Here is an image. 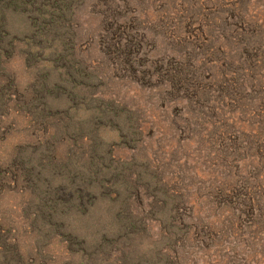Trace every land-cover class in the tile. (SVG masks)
I'll use <instances>...</instances> for the list:
<instances>
[{
  "label": "rangeland",
  "instance_id": "1",
  "mask_svg": "<svg viewBox=\"0 0 264 264\" xmlns=\"http://www.w3.org/2000/svg\"><path fill=\"white\" fill-rule=\"evenodd\" d=\"M62 2L44 56L73 48L52 79L78 107L56 147L24 115L0 120V264H264V0ZM34 64L8 66L21 94ZM40 156L64 164L46 161L42 200L104 167L85 215L49 219L13 185Z\"/></svg>",
  "mask_w": 264,
  "mask_h": 264
},
{
  "label": "trees",
  "instance_id": "2",
  "mask_svg": "<svg viewBox=\"0 0 264 264\" xmlns=\"http://www.w3.org/2000/svg\"><path fill=\"white\" fill-rule=\"evenodd\" d=\"M65 13L66 7L63 6L62 0H0V120H4L10 114L20 117L24 115L31 120L33 127L37 126V128H41L45 135H49L50 142L47 145L51 147H56L57 143L60 142L54 132L58 131L57 128L54 129L57 117L65 119L71 109L74 110L76 106L78 107L75 101L78 98L75 89L69 90L58 86V81L52 79L57 64L63 62V64L68 65L77 61L72 56V53H74L73 48L64 49L66 44L61 43L60 50L56 47V51L51 56L53 60L49 59L48 61L44 56L46 46L51 42L49 34L53 32L52 26H57L59 22L64 21ZM20 45L22 49L17 48ZM39 47L40 49L35 50ZM17 55L21 56L28 66L35 65L34 63L39 64L36 69L34 83L30 88V95L26 92L21 94L16 90L15 85H13V77L8 70L10 62ZM47 64H49V67H47ZM43 65L45 67H42ZM65 69L69 71L70 67ZM68 76L71 77L67 74ZM75 83L73 81V85ZM61 95H65L70 103H74L72 107L69 105V109H58L57 106L59 105L57 104L58 100L62 99ZM62 122V120L58 121L60 124ZM62 128H68L67 123ZM74 139L76 141V137ZM95 146H97L96 143ZM51 147H48V149L56 152ZM40 157L43 159L42 163L38 162L40 170H38V166L36 168L33 165H25L20 171L14 173L15 175L11 179L13 185L18 187L21 183L23 191L28 189L33 199L42 204L44 212H48L49 219L54 216L53 213H60L63 217L72 211L79 213L81 216L85 215L87 207L84 205V201L92 204L95 197L84 192L81 186L103 185L104 180L101 170L104 167L97 166L98 169L100 168L95 171L97 178L95 175H88V178L79 176V181L75 185L71 183L72 187L62 185L53 190H47L42 200V197L38 195V190L42 188L41 185L52 187L51 182L48 183L41 177L42 171L50 169L47 168L46 161L52 167L51 169L55 168L56 171H60L64 164H61L56 156L52 160L49 159V156L48 159L45 156ZM37 160L39 161V158ZM71 188L74 192H71ZM47 189L49 188L47 187Z\"/></svg>",
  "mask_w": 264,
  "mask_h": 264
}]
</instances>
